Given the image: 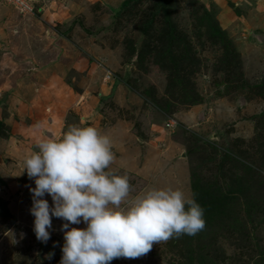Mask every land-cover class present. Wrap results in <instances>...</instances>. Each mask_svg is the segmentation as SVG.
<instances>
[{"label":"rangeland","instance_id":"1","mask_svg":"<svg viewBox=\"0 0 264 264\" xmlns=\"http://www.w3.org/2000/svg\"><path fill=\"white\" fill-rule=\"evenodd\" d=\"M30 2L0 0V264H59L65 221L36 239L24 159L69 125L110 137L129 199L171 186L204 209L111 264H264V0Z\"/></svg>","mask_w":264,"mask_h":264},{"label":"clouds","instance_id":"2","mask_svg":"<svg viewBox=\"0 0 264 264\" xmlns=\"http://www.w3.org/2000/svg\"><path fill=\"white\" fill-rule=\"evenodd\" d=\"M113 160L110 137L79 125L40 140L26 155L24 171L35 184L29 211L36 239L47 243L53 217L65 221L59 264L135 259L154 243L204 229V209L179 188L152 187L129 199V178L109 170ZM81 223L86 226L71 227Z\"/></svg>","mask_w":264,"mask_h":264},{"label":"built area","instance_id":"3","mask_svg":"<svg viewBox=\"0 0 264 264\" xmlns=\"http://www.w3.org/2000/svg\"><path fill=\"white\" fill-rule=\"evenodd\" d=\"M8 2V4L15 5V7L25 10V11H30L31 10V2L30 0H5Z\"/></svg>","mask_w":264,"mask_h":264}]
</instances>
